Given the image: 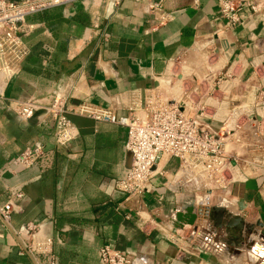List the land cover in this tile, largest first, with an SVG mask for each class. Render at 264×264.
Instances as JSON below:
<instances>
[{"label":"crops","instance_id":"1","mask_svg":"<svg viewBox=\"0 0 264 264\" xmlns=\"http://www.w3.org/2000/svg\"><path fill=\"white\" fill-rule=\"evenodd\" d=\"M152 1L172 20L158 24L150 4L130 0H74L27 18L35 24L25 36L30 52L9 85L0 79L12 102L0 97V207L17 199L11 229L0 217V264L51 263L48 254L21 251L17 233L27 222L39 223L41 232L54 238L55 264H102L99 250L105 244L127 251L132 264H264L254 259L256 252L264 254L262 244L252 247L256 252L244 248L242 259L236 246L221 243L226 230L214 234L204 220L196 232L188 225L176 229L174 214L191 200L199 207L205 196L201 183L180 171L176 160L161 163L163 176L155 177L143 196L154 222L142 228L135 213L127 217L129 204L117 186L132 164L126 126L71 114L79 136L67 146L55 141L46 107L56 97L71 107L94 105L125 115L126 96L152 87L169 74L171 63L182 64L174 60L201 57V47L212 40L216 44L207 48L220 49L213 62L224 58L219 76L228 78L214 97L221 100L230 91L247 92L249 103L264 99V11L254 13L246 5L241 22L230 28L217 0ZM207 89L203 83L202 91ZM18 101H32L39 109L24 120L11 108ZM36 141L45 145L44 155L28 168L16 166L15 157ZM240 199L247 203L241 212L246 220L264 221L263 176L213 192L209 204L226 203L237 213ZM251 238L260 244L256 235Z\"/></svg>","mask_w":264,"mask_h":264},{"label":"built area","instance_id":"2","mask_svg":"<svg viewBox=\"0 0 264 264\" xmlns=\"http://www.w3.org/2000/svg\"><path fill=\"white\" fill-rule=\"evenodd\" d=\"M72 1L74 0H0V79L4 86L9 85L21 72L30 52L25 36L33 30L35 24L28 22L27 18ZM130 1L150 4L152 13L158 14V24H165L173 18L172 14L163 12L160 5L152 0ZM217 3L220 16L230 28L241 22L240 13L244 6H249L254 13L264 11V0L255 2L217 0ZM216 58L218 57H212L211 60ZM216 64H219V60L212 66ZM224 67L225 64L217 70V77L212 85L204 82L208 87L206 91H202V85L195 80L200 87L201 96H192V107L197 111L191 109L188 116L179 103L182 96H177L172 87L167 85H153L144 91H134L131 96H126L125 115L94 105L79 104L71 107L66 99L56 97L52 104L46 107L55 124V141L59 146H67L79 136L77 126L70 118L71 114L86 115L95 120L126 126L128 139L125 147L132 154V164L126 176L118 180L117 186L123 192L125 202L129 204L127 217L135 213L142 228H145L154 220L147 217L148 211L142 199L152 180L157 176H163L164 166L161 165L163 162L176 160L180 171L190 174L205 188L213 183L218 185L217 189L227 190L250 177L245 171L240 170L235 156L225 153V143L232 130L237 132L243 130L251 122L252 117L261 116L262 121L264 120V111L261 114L254 111L256 104L262 106L264 110V99L259 98L257 103L255 101L249 103L247 92L233 95L229 90L221 100L215 98L214 95L225 90L228 83L226 73L219 76ZM173 68L174 66L171 67L169 74L163 77L174 79ZM208 74H211L210 69ZM184 84L181 89L187 94L191 90V85ZM0 97L12 104L1 87ZM170 100L175 101L172 103ZM232 101H238L239 105L232 107ZM246 103L252 106H247ZM11 108L22 119L28 120L35 115L39 105L32 101H18L11 105ZM243 118L248 119L244 125L240 122ZM212 121L219 126L217 128L211 126ZM253 148L255 149V146L251 145V149ZM44 153L45 145L41 141H36L16 156L13 162L18 167L28 168ZM249 162H258V159H251ZM259 162H264V154ZM252 166L256 168L257 164L252 163ZM21 196L22 194H18L16 197ZM16 203L17 199H11L0 207V217L5 222H9ZM17 236L22 252L33 256L48 254L50 264H55L54 238L43 234L39 223L27 222ZM168 237L175 238L174 234ZM99 256L102 264H132L133 260L127 251L110 244L100 248Z\"/></svg>","mask_w":264,"mask_h":264},{"label":"water","instance_id":"3","mask_svg":"<svg viewBox=\"0 0 264 264\" xmlns=\"http://www.w3.org/2000/svg\"><path fill=\"white\" fill-rule=\"evenodd\" d=\"M213 44H216L215 40H212L206 46L201 47V57L199 56L198 58H193L191 54H188V56L186 57L174 60L173 62L176 64L179 62L186 63V71L178 74L176 80L173 78L161 77L160 80L154 83L155 86H159L163 82L167 86L172 87L177 96H182V98L179 100V103L186 116L189 115L191 109L195 112L197 111L195 107H192V96H201L200 87L195 83V72L193 71V66L200 64L203 66V73L201 75L209 85H212L214 83L217 77V70L223 66L220 64L212 66V64H210V60L212 57H219L220 55H222L219 48L214 51L208 50L207 47ZM208 69L211 70V74H208ZM184 83H188L191 85V90L187 94H184L181 89ZM174 101L175 100H170V102L172 103ZM238 105V101L231 102L232 107H237ZM189 106H191L192 108H190ZM259 121H262L261 116L252 117L251 122L244 127L246 131H249L251 133V142L254 144L259 143ZM130 157H132V154H130ZM212 192L213 191L211 189L206 190V194L204 196L205 202L200 200H198L197 202L199 207L196 206V200H191L188 206L180 208L179 211L174 214L173 223L176 229L182 230L186 225H188L191 226L196 232L199 229L198 223L204 220L208 222L210 230L214 234H216L219 229L224 228L226 230V236L225 238L221 239V243H225L229 246H236V253H238L239 255H241L244 248L248 253L252 251V249L254 252H256V250L252 248L254 245H257V248H260L262 244V247L264 248V221L261 219H258L256 221L246 220V218L241 214V212L244 211V209L247 207V203L245 202V200L240 199L235 201L238 206L239 212L233 213L228 209V205H226V203L224 204L220 202L213 206H210L209 203ZM6 225L10 228V224L8 222H6ZM259 228L260 230H258ZM242 231H244V233L242 234L243 236L239 235V232ZM252 235L257 236L260 244H256L253 238H251ZM242 241L245 242V246H242ZM256 253L257 258H254V256L250 257L256 259V262L259 261L258 258H261V260L264 259V254H262L260 251ZM243 257H245V255H241L242 259ZM261 263L262 261L260 262V264Z\"/></svg>","mask_w":264,"mask_h":264},{"label":"rangeland","instance_id":"4","mask_svg":"<svg viewBox=\"0 0 264 264\" xmlns=\"http://www.w3.org/2000/svg\"><path fill=\"white\" fill-rule=\"evenodd\" d=\"M213 61H214L213 59L210 60V64L216 63ZM179 63H182V64L177 65V66L175 65L173 70H172L173 71L172 73H175V76H174L175 80L177 79L178 74L186 71V69H185L186 63H184V62H179ZM179 63H177V64H179ZM193 68H194L193 71L195 72L194 79L196 80V82H200V84L203 85V83L205 82V80L203 79V77L201 75L203 73V66L201 64L200 65H194ZM196 76L198 77V79L196 78ZM246 105L248 106L250 104L246 103ZM250 106H252V105H250ZM262 108H263L262 106H258L256 104L254 106V111L261 114L262 111H264ZM247 121H248V119H246V118H243V120H240V122H243V125ZM211 126H213L214 128L215 127L217 128V126H219V124L212 121ZM258 133H259V143L254 144L251 142V133H249L245 129H243L239 132L232 130L230 133V137H229L228 141H226V143H225V153L229 156L233 155L237 158L240 170L243 172L245 171L247 173V176H250L249 178H251V176H253V175H259V174L264 177V162H259V161H261L262 155L264 154V120L261 122L260 121L258 122ZM251 145H252V147L255 146V149L254 148L251 149ZM257 156L260 158H258ZM256 158L258 159V162H249L251 159L253 160ZM252 163H256L257 167L253 168ZM217 186L218 185L212 183V184L208 185V187H206V188L204 187L205 190H203V193H204L203 195L206 194L207 189H211L214 192V194H216V192L219 191V189H217ZM230 188H227L226 191L228 192L230 190ZM217 199L215 201H217Z\"/></svg>","mask_w":264,"mask_h":264},{"label":"bare ground","instance_id":"5","mask_svg":"<svg viewBox=\"0 0 264 264\" xmlns=\"http://www.w3.org/2000/svg\"><path fill=\"white\" fill-rule=\"evenodd\" d=\"M221 56V55H220ZM220 56L218 57V59L220 58ZM219 64L220 65H224V64H226V61L224 60V58H221V60L219 61ZM171 66H170V68H169V72H170V70H171V67H172V63L170 64ZM160 85H166V84H164L163 82H162V84H160ZM170 87V86H169ZM204 197V196H203Z\"/></svg>","mask_w":264,"mask_h":264}]
</instances>
